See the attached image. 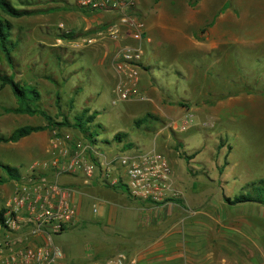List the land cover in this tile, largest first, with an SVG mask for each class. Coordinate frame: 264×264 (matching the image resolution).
Segmentation results:
<instances>
[{"label": "rangeland", "instance_id": "1", "mask_svg": "<svg viewBox=\"0 0 264 264\" xmlns=\"http://www.w3.org/2000/svg\"><path fill=\"white\" fill-rule=\"evenodd\" d=\"M9 1L17 9L48 13L50 22L64 21L63 0ZM177 1L178 13L186 6L191 8V14L194 13L193 23H187L185 27L192 33L194 43L200 45H193L192 51L185 52L178 68L181 71L179 77L174 71L177 65L169 62L168 67L173 69L170 82L178 85L176 91L166 93L163 89L160 94L164 105L173 103L176 109L169 117L161 119L158 114L143 110L145 104L141 108L129 101L112 104L115 94L110 87L104 88L98 97L93 96L88 83L82 84V90L74 88L75 81H81L87 75L81 69L83 59L72 49L76 47L69 45L71 48L65 46L60 50L53 45L55 36L51 26L36 28V31H42L35 32L37 38L42 39L37 42L31 41L30 35L26 36V28L14 24L10 40L14 44L11 53L15 65L2 61L0 70L12 74L25 86L26 101L39 105L54 120L59 121L62 116L72 120V116L80 115L83 108L96 111L95 122L88 125L103 140L96 141L97 147H102L101 151L125 155L151 150L161 152L171 166L172 179L180 178L185 182L181 188H186V196L177 198L191 214L185 222L214 226L215 231L211 229V233L205 234L211 240L216 231L226 230L223 236H227L228 245L233 246V256H240L243 249V258L251 257L254 250L263 259L264 206L252 201L231 204L225 198L259 192L264 196V0ZM200 1L214 13L211 24L194 22L204 15L198 13L195 16V7ZM1 16L8 17L13 23L18 21V17L0 11ZM168 16L164 21L171 23L175 15ZM208 43L210 49L205 46ZM76 69L78 71L72 72ZM155 72L158 71L155 69ZM146 76L147 73L142 72L141 80ZM30 90L40 94L38 100L32 97ZM16 105L9 86L1 87L2 136L34 122V116L5 111ZM147 112L157 116L158 120L151 119L136 126L134 120ZM186 113L192 114V120L181 129L180 123ZM40 118V122L46 124L45 119ZM53 128L60 133L68 132L76 139L87 140L73 128ZM51 129L48 128L49 137ZM117 131L126 134L120 142L113 139ZM129 143L134 148L127 150ZM41 159L31 147L20 150L15 143H0V162L23 169V172L32 161ZM5 175V169L0 167V177ZM68 179L74 183L80 181V184H66L73 190L77 215L60 234L54 235L55 243L71 254L74 262L92 259L95 252L106 251L108 256L118 252L133 254L135 248L131 244L139 235L134 219L143 202L128 195L124 186L112 187L96 179L87 184L80 178ZM5 182L9 184L10 181ZM191 182H194L192 186ZM3 184L0 183V208H5L10 194H3ZM93 202L97 204L95 212ZM153 211L151 209L154 215L149 223L156 225L160 219ZM241 231L247 235L242 243Z\"/></svg>", "mask_w": 264, "mask_h": 264}, {"label": "built area", "instance_id": "2", "mask_svg": "<svg viewBox=\"0 0 264 264\" xmlns=\"http://www.w3.org/2000/svg\"><path fill=\"white\" fill-rule=\"evenodd\" d=\"M69 1L81 10L111 15L109 21L72 42L75 47L104 41L117 44L109 59L115 73L111 103L147 99L140 92L146 24L135 12L136 0ZM58 28L69 32L63 22ZM191 120L192 114L186 113L180 128ZM59 133L56 128L50 130L47 157L28 165L5 202L0 218V264H67L53 237L74 220L77 208L72 188L59 181L61 175L78 176L84 184L96 179L112 187L125 186L132 198L155 204H166L176 195L172 169L162 153L112 154L68 132ZM92 210L97 211L96 202ZM83 264H136V258L118 252Z\"/></svg>", "mask_w": 264, "mask_h": 264}, {"label": "crops", "instance_id": "3", "mask_svg": "<svg viewBox=\"0 0 264 264\" xmlns=\"http://www.w3.org/2000/svg\"><path fill=\"white\" fill-rule=\"evenodd\" d=\"M56 1L61 2L62 0ZM63 1L65 2L63 3V9L65 11L62 16L64 21L62 22H64L69 32L72 33L71 37L63 38L61 34L67 32L58 28V23H53V21L50 22V18L47 16L48 13L46 12H37L20 16L16 23H13L11 20L9 21L12 27L14 24H17V26H21L22 29L26 28V36L28 37V35H30L32 38L31 41L37 42H42V39L37 38L35 32L42 33V31H36V28L39 30L40 26L53 27V35L55 36L53 45L61 50L65 46H73L72 42L74 40L92 32L101 23L111 19V15L108 13L87 12L75 7L70 2H66V0ZM171 1L136 0L135 12L140 17L144 18L146 24L145 36L147 37V40L144 42V54L146 55L140 64V72L141 77L142 72H146L147 76L143 77V80H141L140 92L144 94L147 99L135 98L127 100L135 104L137 108H141V106L145 104L143 110H150L158 114V117L161 119L169 117L174 111H176L173 103H167L164 105V101L160 95L163 89L166 93H170L168 91L171 90L174 92L175 86L178 87L177 84L174 85V83L170 82V75L172 74L173 69L172 67H168V65H170L169 62L177 65L174 71L176 76L179 77L178 72L181 71H178V68L183 63L182 58L185 56V52L192 51V47H194L193 45H196L197 47L200 45L198 42H196L197 44L194 43L192 33H188L185 27V24L193 23L192 18L194 17V13L191 14V8L186 6L182 13H178V1ZM195 12V16L198 13H204V15L198 16L194 20L195 23H212L214 13H212L210 8H206L203 1L198 2V6L195 7ZM167 14L175 15L172 16L173 19L171 23L164 21L166 17H170ZM54 24H56V27L53 26ZM47 37H49V35H47ZM23 42L25 43L24 40ZM116 46L117 44L115 43L104 41L96 42L83 48H72L73 50H77V53L83 59V67L81 69L87 73L85 79L83 78L81 81H75L76 85L74 88L82 90L84 88L82 84L88 83L89 86L92 87L91 93L94 97H98L104 88L110 87L112 89L115 83V73L109 59ZM205 46L210 49L211 44L208 43ZM155 69L158 72H155ZM76 71H78V69L72 70V72ZM47 84L48 83H45V85ZM48 87H50V85H48ZM176 103L178 104L180 102L178 101ZM84 110H88L87 114H96V111L90 112L88 108L81 109V112ZM75 115L72 116L73 119ZM31 116H34V122L30 125H45V122H40V115L34 114ZM96 116L97 114L95 117ZM92 122H95V118ZM117 132H115V134ZM97 140L101 141L99 137ZM12 143H15L20 150L31 147L33 148V151L37 153L38 158H46L48 155L47 148L49 143L48 128L46 127L31 132ZM97 146L98 145H96V147ZM127 148V150H130L134 147H131L130 145ZM98 149L101 150L102 147H99ZM0 163L7 164L4 162ZM9 166L18 170V167L16 166ZM22 170H18V175L23 173ZM70 176L79 179L78 176L74 175H61L59 181L70 185L80 184V181L75 183L70 181V179H68L72 178ZM2 177H6V175ZM17 180L18 179H8L7 181H10L8 182L9 184L4 182L2 185V192L4 195L9 193V196L11 195ZM183 183L185 182L180 178H175V180L172 179V188L175 190L176 195L166 204L155 205L149 201H142V207L137 211L136 219H134L139 235H137L135 242L131 244L133 248H135L134 253L131 255L136 258V264H264V258L262 259V256H257L254 250H252L253 255L251 257L247 255L243 258V255L241 254L243 253L242 251L245 250H240L239 248L241 252L240 256H233V246H229L227 243V236H223L226 230H221V232L216 231L215 238L211 240V237H206L205 234L206 232L211 233V229L212 231H215L213 229L214 226L186 223L185 220L187 218L190 219L191 214L177 200L178 197L183 198L186 196V188H181V186L184 185ZM192 184H194V182H191L190 185L192 186ZM151 209H154L153 212H155L156 216H159L160 219L156 225L149 223L154 215L151 212ZM158 223L160 224L158 225ZM208 236H210V234ZM244 236L247 237L246 233L241 231V243L244 240ZM206 242H210V244H206ZM105 253L106 251L100 252L99 254L104 255ZM64 257L68 263L74 262L71 254L64 252ZM253 259L255 260L253 261Z\"/></svg>", "mask_w": 264, "mask_h": 264}, {"label": "trees", "instance_id": "4", "mask_svg": "<svg viewBox=\"0 0 264 264\" xmlns=\"http://www.w3.org/2000/svg\"><path fill=\"white\" fill-rule=\"evenodd\" d=\"M0 11L6 15L13 16V17H20L23 15L41 12V11L32 10V9H17L10 3L9 0H0ZM11 28H12V25L10 21L7 18L1 16L0 17V64L2 61H6L9 64L12 63L15 65V58H13V55L11 53V47L14 46V44L12 45L11 40H10ZM61 36L63 38L71 37L72 33L70 32L63 33L61 34ZM4 86H9V88L11 89L16 99V104H17L15 107L5 108L6 112L26 113L30 115L38 114L45 119L46 124L45 125H23V126L16 127L15 129H13V131L9 135H6V136L0 135V142H9V141L14 142V141L19 140L21 137H24L30 134L31 132L44 129L46 127L53 128L54 126H56L58 128L70 127V128H73L74 130L76 129V131L82 134L83 137H85L88 142L96 145V141H98L97 140L98 132L96 131L94 133V131H92L88 125L94 120L95 115H96L95 113L87 114L88 110H84L81 112L80 115H75L73 120L68 119L67 116H62L61 120L59 121L54 120L53 117H51L39 105L35 103L31 104L28 101H26L27 100V97H26L27 89L25 88V86H23L20 82L16 81L12 74H8L0 70V88ZM30 91H32L33 93L32 97H34L35 100H38L39 98L38 92L35 90H30ZM151 119L157 121L158 117L147 112L143 116L136 118L134 120V124L136 126H140L142 123L148 122ZM125 136L126 134L124 132H117L116 134H114L113 139L120 142L122 138ZM105 141L108 142L107 140ZM130 145L131 143L127 144L126 146L128 147ZM0 167L5 169L6 171V177H0V183H3L7 181L8 179H19L20 175H18V170L16 168L9 166L7 164H3V163H0ZM225 201L231 204L252 201V202L261 203L264 206V196H262L260 192L257 194L242 193L240 195L234 196L232 199L225 198ZM3 212H4V208H0V218L2 217ZM99 253L100 252H95L92 259L104 260L116 254L114 253L113 255L108 256L106 255L107 252L104 255L99 254ZM87 261L88 260L81 261V262H70V263H68L67 261L66 262L67 264H83Z\"/></svg>", "mask_w": 264, "mask_h": 264}]
</instances>
